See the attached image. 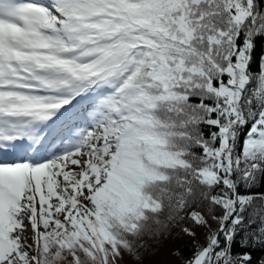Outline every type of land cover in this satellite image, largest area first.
<instances>
[{"label":"snow or ice","instance_id":"6c2138e0","mask_svg":"<svg viewBox=\"0 0 264 264\" xmlns=\"http://www.w3.org/2000/svg\"><path fill=\"white\" fill-rule=\"evenodd\" d=\"M170 238L264 264V0H0V264Z\"/></svg>","mask_w":264,"mask_h":264},{"label":"trees","instance_id":"16d2710c","mask_svg":"<svg viewBox=\"0 0 264 264\" xmlns=\"http://www.w3.org/2000/svg\"><path fill=\"white\" fill-rule=\"evenodd\" d=\"M185 243L187 241L175 238L161 241L144 255V264H174V257L168 254V249L173 246H183ZM255 255L259 256L260 253L256 252Z\"/></svg>","mask_w":264,"mask_h":264}]
</instances>
